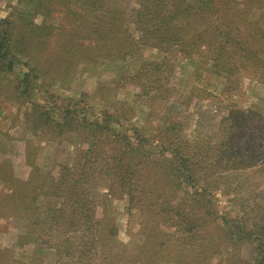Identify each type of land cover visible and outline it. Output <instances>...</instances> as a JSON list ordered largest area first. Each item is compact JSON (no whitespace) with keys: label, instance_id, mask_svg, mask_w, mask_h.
Segmentation results:
<instances>
[{"label":"rangeland","instance_id":"rangeland-1","mask_svg":"<svg viewBox=\"0 0 264 264\" xmlns=\"http://www.w3.org/2000/svg\"><path fill=\"white\" fill-rule=\"evenodd\" d=\"M137 2L131 0L129 9L136 7ZM259 4L253 7L254 17L264 27V0ZM65 8L66 12L83 13L76 3L58 6L55 0H0V29H10L12 53L17 58L13 69L0 70V162L8 160L13 174L26 179L31 167L25 161V145L31 140L33 161L44 174L50 172L57 177L61 166H72L78 152L87 147V129L79 127L52 137L54 134L47 133L44 121L47 114L60 120L65 104L77 99L79 108L85 105L82 111L89 120L104 111L110 127L120 136H126L124 142L129 139L133 145H141L136 159L141 158L142 174L133 183V190L139 183L144 189L140 205L129 202L131 191L122 189L118 176L112 170L104 171L103 165L89 171L91 176L84 185V196L95 206L99 218L103 219L102 214L105 216L107 221L103 219V224H115V238L121 246H126V251L135 254L137 248H142L146 252L144 259L151 258L147 241L153 237L146 233L151 232L152 223L147 210L166 208L165 202H169L174 211L166 212V217L165 212L160 213L159 220H169L159 226L170 233L165 243L172 257L156 264H183L182 261L195 264L197 256H201L199 264H261L264 256V81L260 69H242L233 76L234 82L227 89L225 86L229 83L223 76L206 72L203 64L196 69L200 58L196 54L189 57L173 47L159 49L146 44L140 46L146 62L161 63L166 56L172 67L159 83L161 90L157 85L148 86L143 92L140 83L132 82L137 67L136 63L132 67L130 59L108 63L100 57L96 64L86 61L70 65L73 72L65 81L67 87L63 88L57 87L64 78L61 70L46 74L38 71L33 81L41 86L36 87L31 98L44 108L35 109L28 102L30 96H20L17 86L22 73L31 66L47 68V56L59 55L56 45L47 48V22L54 28H67ZM47 9H50L48 15ZM87 17L90 16L84 14L79 19ZM134 24V13L127 12L125 28L136 32ZM75 30L83 33L81 28ZM53 33L60 34L57 29ZM121 75L130 79L120 80ZM53 78H56L55 84L47 87ZM42 110L45 114L40 115ZM224 119H227L225 127L220 124ZM35 123L37 126L33 127ZM130 129L138 133L133 134ZM166 131L174 136L170 138L171 144L164 139ZM137 135L141 136L140 141ZM48 137L53 139L47 140ZM180 139L186 142L181 144ZM173 144L179 147L182 156L190 154V168L196 175L195 179L181 177L178 187L166 185L170 161L175 169L180 163L166 148ZM122 145V142H108L102 146L105 154H110L125 147ZM157 150L162 152L158 154ZM227 156L231 163H237V168L224 169L218 164ZM109 160L111 165L116 164L112 158H106V162ZM47 198L58 199L51 195ZM206 210L213 215L205 214ZM182 213L194 218L198 227L182 220L185 217L180 216ZM24 225L22 218L0 220L1 247L11 248L13 257L21 262L39 257L42 264H56L53 251L39 252L40 242L18 237L23 234ZM156 247L161 252L163 247Z\"/></svg>","mask_w":264,"mask_h":264},{"label":"trees","instance_id":"trees-1","mask_svg":"<svg viewBox=\"0 0 264 264\" xmlns=\"http://www.w3.org/2000/svg\"><path fill=\"white\" fill-rule=\"evenodd\" d=\"M130 2L131 0H55L58 6L61 3H76L83 13L66 12L65 8L63 12L67 13V28H54L47 22V48L56 45L59 55L54 58L47 56V68L43 65L31 66L23 72L17 86L19 95L30 96L28 102L31 106L43 109L44 106L35 103L31 98L36 87L41 86L33 81L38 71L46 74L61 70L64 78L57 87L63 88L67 87L65 81L73 72L70 65H79L86 61L96 64L100 57L108 63L116 60L127 62L130 59L132 67L135 63L137 67L131 81L140 83L143 92L148 86L158 85L161 90L159 83L170 73L172 67L166 56L161 63L146 62L140 53V46L146 44L159 49L173 47V50L189 57L196 54L200 57L199 62L195 64L196 69L200 68L198 65L203 64L206 72L223 76L229 83L225 86L227 89L234 82L233 76L248 67L260 69L259 73L264 81V27L254 17L256 13L253 11V7L259 3L262 5L263 0H138L137 6L129 9ZM49 12L50 9H47V15ZM127 12L134 13L136 32H130L129 27L125 28ZM84 14H88L90 17L87 18L91 21L87 18L79 19L84 17ZM91 25L94 27L91 28ZM76 28H81L83 33L79 34ZM53 29H57L60 34H52ZM9 30L0 29V70L13 69L17 62L12 53ZM122 79L130 78L121 75L120 80ZM55 82L56 78H53L47 82V87ZM163 90L171 91L166 88ZM79 103L77 99H70V103L63 107L60 120H54L47 114V120L44 121V125L47 124V133L54 134L52 137L79 127L87 129V147L78 152L72 166H61L57 177H53L50 172L44 174L33 161L34 148H31V140H27L25 145V161L31 167L26 179L13 174L12 164L8 160L0 162V220L22 218L25 221L24 232L18 237H24V241L28 242H40L44 249L40 246L39 252L45 249L53 251L57 257L56 264H156L160 260L166 262L172 257L165 243L170 239V233L162 229L159 223L169 219L164 218V221H161L159 215L165 212L166 217V212L174 211L169 202H165L167 207H162L159 211L147 210L152 226L151 232L146 234L153 239L147 241L151 247L149 251L152 259L145 260L146 252L142 248H137L136 253L131 254L126 251V246L117 242L115 224H103V219L107 221L105 216L102 214L103 219L99 218L95 206L84 196L85 182L91 176L89 171H94L99 165H103L104 171L112 170L118 176V185L131 191L130 203L135 201L140 205L144 189L139 183L135 184L133 190L134 179L139 180L138 175L142 174L141 158L136 159V152L141 145H133L129 139L124 142L126 136H120L110 127L108 114L104 111L102 115L99 113V116L89 120L86 112L82 111L86 108L85 105L79 108ZM44 112L42 110L40 115ZM226 123L227 119L220 122L223 127ZM230 123L232 124V120ZM35 126L36 123L33 127ZM130 130L133 134L138 133L137 130ZM171 134L168 131L164 134V139L170 141L168 144L172 143L170 138L174 137ZM52 137L47 140L53 139ZM141 139V136L137 135V140ZM180 141L181 144L186 142L185 139ZM108 142H122L125 147L105 154L102 145ZM166 148L171 150L174 159L180 161L176 169L172 166L173 161H170L167 169L171 172L166 178V185L178 187L181 177L195 179V172L190 168V154L182 156L175 144ZM203 150L204 148H201V151ZM156 152L160 154L162 150ZM106 158H112L116 164L111 165V161L106 162ZM209 158L212 159L213 156L210 155ZM213 162L217 165V161ZM231 162V158L227 156L226 160L222 158L218 164L224 169L237 168V163ZM48 195L57 196L58 199L51 201L47 198ZM208 211L204 213L212 216L213 212ZM186 215L182 213L180 216L185 217L181 219L191 226H197L193 222L195 219ZM161 238L164 241H159ZM157 245L163 247L161 252H157ZM12 251L11 248L0 245V264H42L39 257L26 263L21 262L13 257ZM130 257H133L132 260H129ZM200 257L197 256L195 264H199ZM64 258L67 261L62 263ZM182 263L187 264L186 261ZM261 264H264V256Z\"/></svg>","mask_w":264,"mask_h":264}]
</instances>
